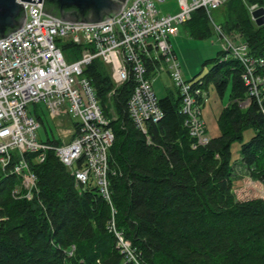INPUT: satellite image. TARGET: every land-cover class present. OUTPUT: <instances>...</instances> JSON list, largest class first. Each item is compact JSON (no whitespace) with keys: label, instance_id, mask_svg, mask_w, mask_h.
<instances>
[{"label":"trees","instance_id":"16d2710c","mask_svg":"<svg viewBox=\"0 0 264 264\" xmlns=\"http://www.w3.org/2000/svg\"><path fill=\"white\" fill-rule=\"evenodd\" d=\"M253 4L264 7V0H227L217 10L223 30L263 60L256 71L263 77L261 102L250 96L242 63L220 49L206 62L201 87L213 86L221 98L229 90V101L217 119L219 134L205 145L193 146L178 89L159 98L163 116L145 134L128 110L133 81L108 96L115 87L109 67L99 59L87 66L115 136L108 153L111 203L97 185L77 183L48 151L33 163L39 187L33 198L12 194L14 178L0 183V264H133L117 245L113 219L142 264H264V198L236 195L232 148L241 143L247 174L264 185V24L253 19ZM188 22L197 37L212 33L204 7ZM246 99L250 104L241 106Z\"/></svg>","mask_w":264,"mask_h":264},{"label":"built area","instance_id":"2783aa9c","mask_svg":"<svg viewBox=\"0 0 264 264\" xmlns=\"http://www.w3.org/2000/svg\"><path fill=\"white\" fill-rule=\"evenodd\" d=\"M165 1L126 0L114 17L87 24L63 21L42 12V2L23 1L25 24L0 39V183L14 178L15 197L31 199L39 191L33 163L43 161L48 151H53L69 167L77 183L97 185L111 203L108 153L115 136L97 88L84 74L96 59L109 67L115 84L108 96L115 94L117 86L133 81L128 110L145 134L148 123L158 122L163 116L153 84L157 76L168 72L179 90L184 122L195 140L193 146L209 142L202 116L208 92L201 87L200 78L184 79L171 41L199 7L207 11L221 49L244 66L243 78L250 96L261 102L263 77L256 71L263 60L252 56L245 41L237 34L228 35L213 18L212 12L227 0H176L175 11L164 13L158 4ZM256 8L257 4H253L250 11ZM63 48L69 50L72 60L66 58ZM39 102L53 118L75 119L71 130L60 133L62 143L41 139V124L27 110L30 103ZM250 102L246 99L239 104ZM260 105L264 113V104ZM69 133L73 138L67 142ZM111 228L120 250L133 264H142L131 242L116 229L114 219Z\"/></svg>","mask_w":264,"mask_h":264},{"label":"rangeland","instance_id":"374dc122","mask_svg":"<svg viewBox=\"0 0 264 264\" xmlns=\"http://www.w3.org/2000/svg\"><path fill=\"white\" fill-rule=\"evenodd\" d=\"M158 8L164 13L171 10L175 11L177 8L176 0H166L158 4ZM213 18L217 23H220V17L218 11L214 10L212 12ZM201 23H199L200 25ZM210 28L212 33L209 35L200 37L193 34L196 31V27L192 22H186L181 25L179 32L176 35H173L171 41L173 43L174 50L177 54V60L180 64V69L182 75L186 80H197L203 78L209 71L211 63H206L208 60L215 58L218 55L219 50L221 49V44L219 37L215 33L214 26L210 22ZM196 34V32H195ZM228 34V33H227ZM231 35V34H228ZM65 44L63 41L62 45ZM68 51L66 48H63V52L66 55L68 60H72L68 56ZM154 91L157 94L158 98L164 97L171 92H175L176 86L174 84L173 78L166 71L162 72L161 75L157 76L154 80ZM207 97V102L203 108L202 116L206 123V133L210 138L219 134L220 130L218 127L217 119L222 108L229 101V90L226 95L221 98L215 88L210 86ZM247 105H244L245 107ZM30 114L35 116L39 115L41 118V126L39 128V135L46 140L48 135L50 139L56 144L58 142L62 143L60 139V133L63 130L72 129L73 121L68 116H62L60 118H53L51 114L47 111L45 106L42 103H30L27 108ZM113 112L114 109H111ZM252 130L249 129L245 132V140L247 141L252 134ZM73 138V133H69L65 138L67 142L71 141ZM241 143L235 142L233 144V157L234 159L240 158V148ZM240 162V160H238ZM238 178H245L247 175V169L240 166L239 172H237ZM237 182H235L236 185ZM242 186V183H237L236 190L238 197L240 199H247L252 197H263L264 198V187H257L254 182L248 184L251 188L239 189Z\"/></svg>","mask_w":264,"mask_h":264},{"label":"water","instance_id":"95a60500","mask_svg":"<svg viewBox=\"0 0 264 264\" xmlns=\"http://www.w3.org/2000/svg\"><path fill=\"white\" fill-rule=\"evenodd\" d=\"M23 1L42 2L46 12L67 22L98 23L114 17L126 0H0V39L21 28L26 22ZM258 25L264 24V7L252 11Z\"/></svg>","mask_w":264,"mask_h":264},{"label":"crops","instance_id":"0c3cea01","mask_svg":"<svg viewBox=\"0 0 264 264\" xmlns=\"http://www.w3.org/2000/svg\"><path fill=\"white\" fill-rule=\"evenodd\" d=\"M216 11H218V13H219V10H216ZM172 44H173V43H172ZM238 160H240V162L238 161V162H237V165H236V170H237V172H239V170H240V166H242V167H244V169H246L245 166L243 165V163L241 162V157H240ZM235 182H237V183H239V184L242 183V186H241L239 189H245V188L248 189V188H251L250 186H248V184H250L251 182H254L255 185H256L257 187H259V188H261V186L264 187V185H263L260 181L253 180L248 174L246 175L245 178L243 177V178H238V179H236ZM237 183H236V185H235V189H234L236 195H238L237 190H236ZM238 198H239V197H238Z\"/></svg>","mask_w":264,"mask_h":264},{"label":"clouds","instance_id":"9594fccd","mask_svg":"<svg viewBox=\"0 0 264 264\" xmlns=\"http://www.w3.org/2000/svg\"><path fill=\"white\" fill-rule=\"evenodd\" d=\"M217 10V9H216ZM251 12V11H250ZM252 13V12H251ZM220 24V23H219ZM235 35V34H234ZM233 36V35H232ZM208 91V90H207Z\"/></svg>","mask_w":264,"mask_h":264},{"label":"bare ground","instance_id":"6f19581e","mask_svg":"<svg viewBox=\"0 0 264 264\" xmlns=\"http://www.w3.org/2000/svg\"><path fill=\"white\" fill-rule=\"evenodd\" d=\"M32 163V162H31ZM38 176V175H37Z\"/></svg>","mask_w":264,"mask_h":264}]
</instances>
